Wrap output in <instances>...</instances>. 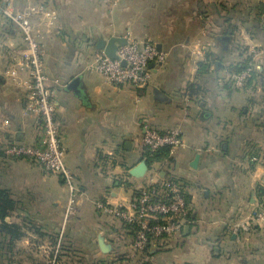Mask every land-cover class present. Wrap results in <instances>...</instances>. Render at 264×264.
I'll list each match as a JSON object with an SVG mask.
<instances>
[{"label":"crops","instance_id":"1","mask_svg":"<svg viewBox=\"0 0 264 264\" xmlns=\"http://www.w3.org/2000/svg\"><path fill=\"white\" fill-rule=\"evenodd\" d=\"M11 2L16 11L41 5L56 14L52 24L42 15L32 22L46 72L64 84L57 118L64 162L80 193L66 220L70 193L60 177L29 160L0 156V189L16 203L5 221L24 234L12 242L3 233L14 256L6 253L0 264L134 262L139 253L132 231L101 215L95 203L129 206L135 197L142 180L130 170L142 162V120L162 132L181 131L185 146L156 163L162 175L186 183L190 204L182 234L150 248L147 258L158 264H264V223L254 221L264 203V57L246 88L227 81L251 48L264 50V0H121L115 7L108 0ZM113 37L153 42L167 53L162 65H152L146 88L112 86L88 70L104 52L99 40ZM23 48L22 32L0 15L1 144H34L40 134L37 121L23 115L29 74L21 72L17 82L9 74Z\"/></svg>","mask_w":264,"mask_h":264},{"label":"built area","instance_id":"2","mask_svg":"<svg viewBox=\"0 0 264 264\" xmlns=\"http://www.w3.org/2000/svg\"><path fill=\"white\" fill-rule=\"evenodd\" d=\"M120 1L108 0L113 7ZM0 15L13 22L23 34L24 48L19 57L15 58V65L9 74L15 82L19 80L21 72L29 74L26 84L28 98L23 115L35 119L40 130L39 138L34 144L0 143V156L11 160H29L42 166L47 173L60 177L70 193L65 211L67 220L75 214L80 189L73 172L64 162L66 150L57 118L56 98L64 84L60 79L50 78L46 72L45 52L32 22L35 16L43 15L52 24L56 14L41 5L16 11L11 0H0ZM196 54L203 55L200 51ZM167 56L153 42L140 44L133 39H127L126 44L118 47L116 58L108 57L105 52H98L93 62L88 65V70L101 74L109 85L144 89L152 80V65H162ZM263 57L262 48H251L245 68L238 72L231 71L227 81L235 89L246 88L249 81L261 70ZM9 124L10 121L5 120L4 126ZM184 146L179 129L162 132L142 120L140 157L148 163L149 169L136 191L137 196L135 195L129 206L112 204L105 200L95 203L101 215L114 218L132 231L133 249L138 253L177 237L186 226L190 211L186 183L175 177H165L156 162L149 163V158L163 150L173 155ZM259 160L258 156L252 158L253 162ZM254 221L264 223V203L255 211Z\"/></svg>","mask_w":264,"mask_h":264},{"label":"trees","instance_id":"3","mask_svg":"<svg viewBox=\"0 0 264 264\" xmlns=\"http://www.w3.org/2000/svg\"><path fill=\"white\" fill-rule=\"evenodd\" d=\"M246 66L244 63L242 66H238L234 71H242ZM252 80V79H251ZM250 80V81H251ZM249 81V82H250ZM249 84V83H248ZM169 156V152L167 150H163L151 158H149V163L162 161L163 159ZM137 196V194L135 193ZM16 209V203L11 199L10 193L7 190L0 189V232L7 233L11 236L12 242L23 237L22 228L18 225L12 224L9 225L6 223V218L9 217ZM119 262H123L122 260ZM116 264V263H113Z\"/></svg>","mask_w":264,"mask_h":264},{"label":"water","instance_id":"4","mask_svg":"<svg viewBox=\"0 0 264 264\" xmlns=\"http://www.w3.org/2000/svg\"><path fill=\"white\" fill-rule=\"evenodd\" d=\"M126 42H127V39L117 38V37H113L109 41L101 39L99 40L97 44V48L100 51H104L108 57L116 58V52H117L118 47L120 45L126 44ZM77 83H78V80H75L74 82L70 84L69 88L75 87ZM197 160H198V157L196 158L193 166L196 165ZM148 169H149L148 163L146 161H142L140 164H138L136 167L130 170V174L131 176L137 179L143 180L148 172ZM98 244H99L101 251L104 253H108L111 250L110 245L106 242V240L103 237L99 238Z\"/></svg>","mask_w":264,"mask_h":264},{"label":"rangeland","instance_id":"5","mask_svg":"<svg viewBox=\"0 0 264 264\" xmlns=\"http://www.w3.org/2000/svg\"><path fill=\"white\" fill-rule=\"evenodd\" d=\"M31 6H38V5H30V6H28V7H31ZM27 7V8H28ZM26 9V8H25ZM38 16H40V15H38ZM43 16V15H42ZM57 79H59V78H57ZM131 87H133V86H131ZM6 235H8V234H6ZM10 236V235H9ZM3 238H4V234L3 233H1L0 232V244H1V247H0V258L2 257V256H6L7 254L6 253H8V255L7 256H9L10 257V260L13 258V256H14V249L13 248H10L9 246H7L6 247V249H5V247H4V241H3ZM44 261L43 262H45V263H43V264H47L46 263V261H48L49 259H43ZM46 260V261H45ZM50 261V260H49ZM134 262H130V263H127V262H117L116 264H158V261H153V262H151L152 260H150L149 258H147V253H145V252H143V253H139V254H136L135 255V259L133 260ZM161 261V260H160ZM75 262V259H73V263ZM11 264V263H10ZM12 264H14V263H12ZM33 264H36V263H33ZM86 264H104L103 262H101L100 260H96V259H94V260H92V261H87L86 262Z\"/></svg>","mask_w":264,"mask_h":264}]
</instances>
